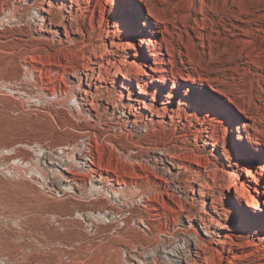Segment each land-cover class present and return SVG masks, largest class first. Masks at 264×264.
<instances>
[{
    "label": "rangeland",
    "instance_id": "1",
    "mask_svg": "<svg viewBox=\"0 0 264 264\" xmlns=\"http://www.w3.org/2000/svg\"><path fill=\"white\" fill-rule=\"evenodd\" d=\"M19 1L0 0V264H159L160 248L183 246L187 253L190 237L204 239L201 257L209 264H264V239L248 228L240 206L237 214L232 211L233 189L222 188L235 183L238 167L248 165V146L264 157V0H151L152 14L144 0H133L137 25L120 0H47L51 21L65 23L76 44H69L61 25L53 27L59 34L38 31L32 2L41 0ZM165 26L161 56L150 55L154 45L145 48L146 58L137 56L141 39L157 45ZM82 53L91 60H82ZM91 61L130 65L144 82L116 73L102 82L95 100L88 97V115L78 109L74 70L59 64L80 70L90 62L97 70ZM155 66L167 71L154 72ZM162 75L165 81L155 79ZM205 80L220 82L228 93ZM174 81L198 82L222 100L224 113L195 85L187 91L172 87ZM123 108L128 120L138 121L124 125L126 117L118 112ZM85 130L96 134L93 153L103 154L101 163L111 168L102 170L108 182L125 183L116 184L122 190L117 200L111 189L61 194L48 182L51 154L79 143ZM165 159L185 167L178 176L168 175ZM251 161L253 171L261 172V160ZM259 179L264 183V176ZM199 182L213 184V194L200 197ZM250 190L253 205L264 208V194ZM242 205L255 209L244 199ZM203 208L213 219L209 237L202 221L186 218L198 219ZM86 210L92 213L85 216Z\"/></svg>",
    "mask_w": 264,
    "mask_h": 264
},
{
    "label": "bare ground",
    "instance_id": "2",
    "mask_svg": "<svg viewBox=\"0 0 264 264\" xmlns=\"http://www.w3.org/2000/svg\"><path fill=\"white\" fill-rule=\"evenodd\" d=\"M21 1H26L29 2L31 0H20ZM33 1V0H32ZM121 2H123L126 6H128L130 8V14L132 17V21L134 23V25H137V12L134 8V6L132 5L133 0H120ZM145 4L147 5V8L149 10V13H153L152 9L150 8V4L151 0H144ZM32 5H35V9H36V15H35V19H34V23L38 24V31H46L48 34L51 33H58L59 31L53 29L54 26H58L61 25L64 28V35L67 37V41H69V44H76V41H73V39H71L70 33L67 30L68 28L66 27V24L63 22H58V23H54L52 20V12H51V3L47 2V0H41L40 4H35L34 2H32ZM16 7V6H15ZM21 7V6H20ZM53 7V6H52ZM81 8V7H80ZM78 9V8H77ZM14 10V9H12ZM87 10V9H86ZM11 16L9 17V21H11L10 19L13 16V12L11 11ZM45 13L48 15H45ZM2 18V17H1ZM160 17H156L157 20ZM66 19V18H65ZM166 20V19H165ZM33 23V24H34ZM232 23V22H231ZM143 26L148 27V20H144L143 21ZM140 30H144L143 27L140 28ZM161 38L160 40H158L157 45L153 44L152 40H145V39H141L139 47L136 48L135 52L136 55L141 57L143 56L144 58L145 55H143L145 48L147 49L149 46L154 45L156 48V53H150V55L153 56H161V41L165 40V33H168V29L165 26L161 31ZM60 37L58 38V42H61V35H59ZM44 38V37H43ZM107 50L104 49V52H106ZM98 51H96V49L93 50L94 55L97 54ZM98 55V54H97ZM99 56H103V54L100 52ZM91 56H85L84 53H82L81 59L82 60H91L90 58ZM93 64H96L98 69L96 70V68L94 66L90 65V62L86 63L83 65L82 69H76L74 65L71 64H66V63H58L59 65L63 66V67H70L74 70L73 76L75 77L77 83L74 86V93H75V97L78 101V106H76L78 109L82 110V112H86L88 115H93V113L91 112L90 108L87 106V101H88V97H95L96 95H100V93H102L101 91L103 90V86H102V82H105L108 79H111V77L113 75H115L116 73H120L122 76H124L125 78L128 79H134L138 82H144L143 77H140L141 72L139 69H136V71H131V66L130 65H125L124 68L123 66H105L103 63H100V61H91ZM158 60L154 59V63H157ZM154 72H165L167 71V69L165 68H161L160 66H155V67H150ZM114 69V70H113ZM66 70V69H65ZM154 74H151V76ZM157 80L160 81H165L166 77L165 75H162L158 78H155ZM153 80V79H152ZM115 81V80H113ZM204 83L208 84L213 90L222 93V94H226L228 93L226 91V89H223L220 85L221 83L219 82L218 84H216L213 80H205L203 81ZM196 86V88H199L200 90V96L207 102L210 103L213 107H215V109L219 110L220 113H224V108L225 105L223 104L222 100L217 97V96H211V94L207 91L206 88H204L202 85H199L198 82L196 81H190V82H173L172 87H177V86H187V91L191 90L193 88V86ZM94 89V92L92 91ZM96 93L95 96H93ZM47 94V93H46ZM45 96V95H44ZM96 96V97H97ZM102 96V94H101ZM95 97V98H96ZM94 98V100H95ZM107 100V97H106ZM232 101V100H231ZM109 102V101H108ZM89 104L91 105V109L95 112H97V104L95 105V103L93 102V100L91 99V101L89 102ZM238 109L244 113V110L242 108H239V106H237ZM119 108V107H118ZM129 109V108H128ZM99 111V110H98ZM118 112L121 114V116H125L126 117V121H124V125L130 124V122L136 123L138 120H134V121H130L128 120L129 116L126 113L127 111L123 108V109H118ZM100 113V112H99ZM98 114V113H97ZM245 115V114H244ZM98 116V115H97ZM95 117V116H94ZM93 122H100V118L98 120H94L92 118H90ZM234 121L237 122V124L239 123V119L238 117H236V115H234ZM247 126H250L247 124ZM260 131V130H259ZM264 132V131H263ZM82 139L80 140V142L74 144V143H66L63 146L60 147V149L58 151H54V153H52L50 159H48L47 163H48V169H47V174L49 175V180L48 182L50 183V185H52V189H54L56 192L64 194L65 192H72L73 189H76L78 192L80 193H87V192H95L96 191H106L107 189H111L112 192V197L114 199H118V197L120 196V191L122 193V190H118L115 189L116 188V184L122 185L125 184L124 181H117V183H110L109 178L107 177V175L102 171H108L111 170V168L109 169L108 166L104 167L103 164L101 163V155L100 156V152L98 158H95V155L93 153V141H95V146L97 148L98 145V140L96 138V134L92 133L89 130H85L82 133ZM94 135V138L92 137ZM248 138V140L253 141V142H257L256 140H254L249 134H247L246 136ZM85 138V139H83ZM236 139L241 142L244 143V137L241 134L236 135ZM77 145H79V147H77ZM237 146L243 150V146H241L240 144H237ZM77 149V150H76ZM98 149V148H97ZM251 150V151H250ZM253 148L250 146H248V149L245 150V162L246 164H248L246 167H238L237 169V173L235 175L236 177V181L235 183H230L228 187L222 186V188H227V190L231 191L233 189L234 193H235V198L237 201V204H234L232 207V211L235 212L236 214L238 213V207L240 206V211L243 210L244 215H243V220L244 222L247 223L248 228L250 230H252L254 233H257L261 239H264V234L262 232L261 229V220L264 221V208L263 207H259L257 205H253V200L255 197H253L254 195L251 194V190L250 188H253L254 192H256V194L260 195V194H264V183H261V179H259V175L264 176V157H262L259 153H253ZM255 150V149H254ZM69 154H71L72 156H70ZM251 158H255V159H259L261 160V172L258 171H253L252 167H253V162L251 161ZM103 159V158H102ZM108 167V168H107ZM185 166L182 164V162H176L173 161L172 159H165V168H163V170H165V172L168 175H175L178 176L180 170L182 168H184ZM124 172V171H123ZM245 172V177L243 178L241 176V173ZM214 174V173H213ZM211 172L208 171L207 172V176H210L212 178V180L216 179L215 175L211 176ZM119 175H117L118 177ZM48 177V176H47ZM121 177V176H120ZM201 177V174L198 173L197 177H195L194 182L198 183L197 180ZM108 178V180H107ZM117 179V178H116ZM118 180V179H117ZM122 180V178H121ZM252 180V181H251ZM189 181V180H188ZM251 182H255L257 184H260V186L256 185V186H252ZM240 184V185H238ZM192 186L191 184H185V187L187 188L188 186ZM127 186V185H126ZM199 195L200 197H206L208 195H212L213 194V184L209 183V182H205L204 184L199 182ZM220 187V185H219ZM262 188V189H261ZM193 189V186H192ZM222 191V190H221ZM224 191V190H223ZM225 192V191H224ZM223 192V193H224ZM243 199L246 201L247 205L254 207L255 209H249V208H245L242 205V201ZM203 202H205V199H203ZM264 204V201H263ZM238 206V207H237ZM214 211H217L215 209V207L217 208V206H213ZM258 209V210H256ZM91 211V210H90ZM89 210H86L84 212L85 216H88L90 212ZM202 214H200L198 216V219L194 217H190V215H187L186 218L188 220V222L191 223L192 220H200L203 222L204 224V231L203 234L207 237L210 236V229L209 227L211 226L209 223L212 222V218L207 216V211H205V209H202ZM258 216V217H257ZM233 219H235L234 217H232ZM208 220V222H207ZM140 222L143 224L144 227H149V224L147 221L145 220H140ZM217 226L219 227H224V223L222 222H215ZM185 233V232H183ZM218 236V235H217ZM185 238V237H184ZM188 243L189 248L187 249V253L185 252L186 250L184 249V247L182 246H178V247H174V248H165V249H159L158 250V255H159V264H209V259L206 255H204L203 257H201V253H206V247L207 245L203 243L204 239H199L198 243L194 238L190 237L188 240H186ZM212 241H215V239ZM202 242V243H201ZM157 252V251H156ZM160 252H162L160 254ZM145 257L150 258L151 257V253H147L145 255ZM201 260L203 262H201ZM140 264H149V261L146 262H139Z\"/></svg>",
    "mask_w": 264,
    "mask_h": 264
}]
</instances>
